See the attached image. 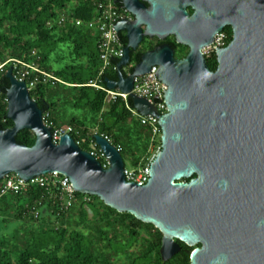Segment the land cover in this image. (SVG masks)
<instances>
[{
    "label": "water",
    "instance_id": "water-1",
    "mask_svg": "<svg viewBox=\"0 0 264 264\" xmlns=\"http://www.w3.org/2000/svg\"><path fill=\"white\" fill-rule=\"evenodd\" d=\"M134 19L114 22L123 42L117 78L108 88L130 92L136 75L158 64L157 77L168 88L167 111L160 113L146 97L131 94L142 114H154L162 129L161 150L144 185L127 180L123 154L100 133L93 134L109 165L105 167L72 134L53 142L44 108L25 81L7 72V116L14 125L0 129V184L10 173L29 181L59 172L74 189L98 196L121 213H130L162 232L165 261L181 250V241L201 244L191 264H264V0H114ZM148 3V5H147ZM193 4V14L186 9ZM226 26L232 39L216 48L217 67L210 68L202 48ZM174 35L189 46L183 58L170 44L144 52L131 74L122 66L145 36ZM108 73H103L102 77ZM30 129L32 146L17 133ZM188 179V180H187Z\"/></svg>",
    "mask_w": 264,
    "mask_h": 264
},
{
    "label": "trees",
    "instance_id": "trees-1",
    "mask_svg": "<svg viewBox=\"0 0 264 264\" xmlns=\"http://www.w3.org/2000/svg\"><path fill=\"white\" fill-rule=\"evenodd\" d=\"M68 1L0 0V61L8 57L33 61L32 51L35 50L41 57L40 66L60 79L42 80L30 91L38 104L51 112L55 123L69 117L70 124L83 127L84 132L89 127L97 128L99 133L113 138L114 144H121V152L126 150L124 140L134 142L138 163L149 147L150 130L141 122L136 126L128 123L132 118L128 106L133 105L132 99L108 102L105 89L88 84L95 80L102 65L96 36L83 27L48 26ZM89 3L86 2L85 7L81 3L77 17H93L94 6ZM227 27L230 31L224 29L230 35V42L232 29ZM122 37L127 43L126 35ZM65 42L74 58L61 57L59 59L66 62L59 68L54 67L57 58L52 54ZM208 59H216L211 66L216 69V54ZM133 60L138 61L139 55L133 56ZM108 76L115 79L117 73L105 74L101 85H107ZM9 86L5 71L0 82V129L14 125L7 116ZM16 139L32 146L36 136L32 130L22 129ZM80 147L89 150L87 144ZM76 194L82 197L81 202L67 211L58 210L56 203H52L57 196L39 185L0 195V223L9 219L20 221L11 233H0V264H162L159 228L130 213L117 211L98 196L89 195L85 200L86 194ZM39 200L43 201L40 205ZM36 204L40 210L38 216L30 211ZM180 259L183 261L182 255ZM180 259L171 260L169 264H180Z\"/></svg>",
    "mask_w": 264,
    "mask_h": 264
},
{
    "label": "built area",
    "instance_id": "built-area-1",
    "mask_svg": "<svg viewBox=\"0 0 264 264\" xmlns=\"http://www.w3.org/2000/svg\"><path fill=\"white\" fill-rule=\"evenodd\" d=\"M81 2L79 1L77 5H75L74 9L70 6L67 12H60L56 17L48 22V26H57L60 29L67 26H86L87 29H89L96 36L102 65L96 79L92 80L88 84L96 86L97 88L105 89L107 92L108 102L115 101L120 98H123L127 102L131 99L130 93H132L140 97H146L151 104L157 107L160 113H165L168 109L165 100L168 86L156 75V71L159 68L158 64L152 65L150 71L141 75H136L134 78V87L130 92H122L120 87L108 88L100 84L103 73H112L111 71L109 72V67L112 66V71L116 73L117 63L111 61V56L114 58H121L123 55V44L125 42L119 39L114 22L118 18L126 17L128 20H132L134 17L127 7L118 5L114 0H83V2L92 3L95 10L93 17L84 19L76 16V11L80 9ZM120 33L122 35H126L125 30H121ZM229 40L230 35L225 29L219 31L216 33L214 41L202 48L204 55L207 58L212 57L214 53L216 54V48L227 46L229 44ZM32 56H34L33 61L14 57H8L4 61H0V82L2 74L7 71L8 67L11 66L15 77L21 81H25L30 91L34 89L42 80L44 82L60 80L55 77L54 74L48 72L40 66L39 61L41 57L37 55L35 50L32 51ZM129 64L130 63L127 65ZM127 65H123L122 70L126 75H130V69L127 72L125 71V66ZM128 106L132 112L139 111L134 105ZM43 120L47 126L52 127L55 130L52 133L53 142L58 143L60 141V137L65 133L72 134L79 146L81 144H87L89 148L88 151H90L91 154L99 159L105 167L109 165V161L106 158L103 149L98 145L94 137H92L93 134L99 133L97 128L89 127L87 131L84 132L83 127H78L74 124L56 125L55 121L51 117V112L47 110L43 113ZM140 122L142 125L147 126L150 130V144L147 151L141 157V164L139 163V167L135 170H129L125 166L124 173L128 181L132 180L140 185H144L147 183L150 176L151 163L162 148L156 140V136L160 131H162V129L159 124V118L154 114H141ZM100 134L104 135L112 142L108 135L104 133ZM115 145L118 150L122 151L123 146L121 144ZM153 147L156 149L153 150ZM29 185H39L40 187L45 188L51 195L55 194L57 197L52 200V203H54V205L56 203V207L60 211H67L82 200L77 197V191L74 189L69 176L63 175L59 172H51L35 176L29 181L21 178L16 173H10L1 180L0 195L10 191L19 192L26 189ZM42 202L43 201L39 200L37 204L40 205ZM37 204L32 206L30 210L35 216H38L40 213Z\"/></svg>",
    "mask_w": 264,
    "mask_h": 264
},
{
    "label": "rangeland",
    "instance_id": "rangeland-1",
    "mask_svg": "<svg viewBox=\"0 0 264 264\" xmlns=\"http://www.w3.org/2000/svg\"><path fill=\"white\" fill-rule=\"evenodd\" d=\"M79 1L81 2L82 0H69L67 2V4H66L64 10H62L61 12H63V13L67 12V10H69L70 6H72V8L74 9L75 5H77V3ZM81 3H82V6H84V7H85V5H87L86 2H81ZM89 4L92 5V3H89ZM84 19H89V18H84ZM81 27L87 28L86 26H81ZM225 29L230 31V28L227 27V26L225 27ZM69 49H70V47L68 46V43L65 42V43H60L59 44V47H58L57 51L52 54L54 59L57 58L56 61L53 62L54 67H58L59 68L66 62V61L63 62V60H60L59 58H61V57L68 56L70 60H71V58L72 59L74 58L73 55L70 56ZM67 60H68V58H67ZM208 62H210L213 65H215L216 59H208ZM136 63L137 62L134 60L129 65L125 66V71L127 72L129 69H131V67H134L136 65ZM108 70H109V72L111 71L112 73H114V71H112V66L109 67ZM78 113H81V111H78ZM141 114L142 113L140 111H135V112L133 111L132 112V118L129 120L128 123L130 125H135V126L138 125L139 122H140ZM59 122L60 123H56V125L70 124L69 117H66V120H64V121H61L59 119ZM90 128H92V127H90ZM161 137H162V131H160L159 134L156 136V140H157L158 144H160V142H161ZM111 140H112V142H116L113 138H111ZM123 142H124V144H126V150L122 152L123 157H124L125 166L129 170H135V169H137L139 167V163H140V161L137 163L136 157L134 155V146H136V144L134 142H132V144H131L128 140H124ZM155 149L156 148L153 147V150H155ZM76 195H77L78 198H82V197H80L79 194H76ZM88 197H89V194H86V196L84 197L85 200L88 199ZM19 224H20V221L11 220V219L7 220L6 222L0 223V233H11ZM180 257H181L180 254L179 255L178 254L175 255L172 258V262L180 259ZM181 260L182 259H180V264H183V261H181Z\"/></svg>",
    "mask_w": 264,
    "mask_h": 264
},
{
    "label": "flooded vegetation",
    "instance_id": "flooded-vegetation-1",
    "mask_svg": "<svg viewBox=\"0 0 264 264\" xmlns=\"http://www.w3.org/2000/svg\"><path fill=\"white\" fill-rule=\"evenodd\" d=\"M147 5H148V3H147ZM186 9L191 14H193L195 11V7L193 6V4H187ZM161 44L172 45V47L175 49V56L177 58L185 57L188 54L189 49H190L189 46L178 43L176 41V38L174 35H168L164 39H161L158 36H153V37L145 36L142 39V41L139 43L138 47L133 48L131 50V61L129 63L134 61L133 56H135L136 54L139 55V59H140L144 52H146L148 50H152L153 48H155L156 46H159ZM179 45H182V46H179ZM136 62H138V61H136ZM208 65L210 66V68H212L211 66H213V64L210 62H208ZM212 69H214V68H212ZM162 236H163V234H162ZM161 246H162V244H161ZM181 246H182V250L179 253H181V255L183 256V264H191V257H192L193 250L196 247H200L202 245L200 243L196 244V245H190L186 241H181ZM160 253H161V247H160ZM162 259H163V257H162ZM171 260H172V258L167 260V261H165L163 259L162 264H169L171 262Z\"/></svg>",
    "mask_w": 264,
    "mask_h": 264
},
{
    "label": "bare ground",
    "instance_id": "bare-ground-1",
    "mask_svg": "<svg viewBox=\"0 0 264 264\" xmlns=\"http://www.w3.org/2000/svg\"><path fill=\"white\" fill-rule=\"evenodd\" d=\"M9 68H10V67L7 68V72H8V70H9ZM13 74H14V72H13Z\"/></svg>",
    "mask_w": 264,
    "mask_h": 264
}]
</instances>
